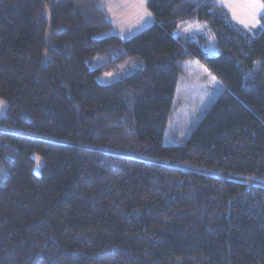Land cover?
<instances>
[{
    "label": "trees",
    "instance_id": "obj_1",
    "mask_svg": "<svg viewBox=\"0 0 264 264\" xmlns=\"http://www.w3.org/2000/svg\"><path fill=\"white\" fill-rule=\"evenodd\" d=\"M145 7L123 39L102 0H0V264H264V9L248 31L216 0ZM186 59L223 87L165 144Z\"/></svg>",
    "mask_w": 264,
    "mask_h": 264
},
{
    "label": "rangeland",
    "instance_id": "obj_2",
    "mask_svg": "<svg viewBox=\"0 0 264 264\" xmlns=\"http://www.w3.org/2000/svg\"><path fill=\"white\" fill-rule=\"evenodd\" d=\"M230 11L236 25L248 31L262 27L261 14L251 0H216ZM112 22V28L101 36L118 34L126 39L145 28L152 17L145 7V0H102ZM259 21L258 24L252 25ZM247 25V26H246ZM180 31L205 37L207 55H216L218 48L215 37L206 22L185 20L179 24ZM143 66L142 62L127 59L118 62L112 69L97 77L99 83H108L126 76ZM182 73L178 79L173 99L171 115L166 126L164 143L175 144L183 141L195 127L204 112L210 107L222 89V84L196 59H186L180 63ZM7 105L0 99V118Z\"/></svg>",
    "mask_w": 264,
    "mask_h": 264
},
{
    "label": "snow or ice",
    "instance_id": "obj_3",
    "mask_svg": "<svg viewBox=\"0 0 264 264\" xmlns=\"http://www.w3.org/2000/svg\"><path fill=\"white\" fill-rule=\"evenodd\" d=\"M252 5H254L257 9H264V0H251ZM259 21L257 20L252 26L254 27L255 24H258ZM247 26V25H246Z\"/></svg>",
    "mask_w": 264,
    "mask_h": 264
},
{
    "label": "crops",
    "instance_id": "obj_4",
    "mask_svg": "<svg viewBox=\"0 0 264 264\" xmlns=\"http://www.w3.org/2000/svg\"><path fill=\"white\" fill-rule=\"evenodd\" d=\"M226 10L229 12V14H230V11L226 8ZM230 16H231V14H230ZM236 24V23H235ZM206 69V68H205ZM206 71H207V69H206Z\"/></svg>",
    "mask_w": 264,
    "mask_h": 264
}]
</instances>
